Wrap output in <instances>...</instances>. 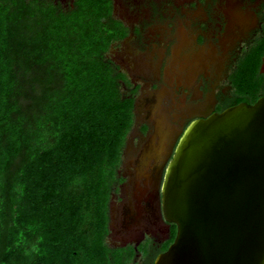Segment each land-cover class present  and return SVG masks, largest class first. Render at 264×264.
<instances>
[{
	"label": "trees",
	"instance_id": "trees-1",
	"mask_svg": "<svg viewBox=\"0 0 264 264\" xmlns=\"http://www.w3.org/2000/svg\"><path fill=\"white\" fill-rule=\"evenodd\" d=\"M125 36L113 0H0V264L134 261L106 242L135 120L107 58Z\"/></svg>",
	"mask_w": 264,
	"mask_h": 264
},
{
	"label": "flooded vegetation",
	"instance_id": "flooded-vegetation-1",
	"mask_svg": "<svg viewBox=\"0 0 264 264\" xmlns=\"http://www.w3.org/2000/svg\"><path fill=\"white\" fill-rule=\"evenodd\" d=\"M113 19L126 32L113 45L126 48L110 60L123 75L135 120L112 193L122 205L117 209L111 196L109 229L121 238L119 248L136 251L135 260L145 244L161 249L176 228L166 235L150 191L141 203L136 199L139 188L152 184L143 178L137 187L135 165L155 133V118L180 130L199 115L264 97V0H113Z\"/></svg>",
	"mask_w": 264,
	"mask_h": 264
},
{
	"label": "water",
	"instance_id": "water-1",
	"mask_svg": "<svg viewBox=\"0 0 264 264\" xmlns=\"http://www.w3.org/2000/svg\"><path fill=\"white\" fill-rule=\"evenodd\" d=\"M198 117L180 130L155 118L135 165L137 187L152 183L137 201L150 191L169 236L176 226L154 264H264V97Z\"/></svg>",
	"mask_w": 264,
	"mask_h": 264
},
{
	"label": "rangeland",
	"instance_id": "rangeland-1",
	"mask_svg": "<svg viewBox=\"0 0 264 264\" xmlns=\"http://www.w3.org/2000/svg\"><path fill=\"white\" fill-rule=\"evenodd\" d=\"M76 0H55V3L56 4H59L61 5V7L64 9V10H69V9H72L73 6H74V3H75ZM126 48L125 45H117V46H114L111 48V51H109V54H107V58L108 60H110L111 58H116V56H120L121 53L124 52V49ZM120 51V52H119ZM120 54V55H119ZM111 61V60H110ZM119 63V62H118ZM123 65V64H122ZM121 91H122V94L123 96H126L127 93L123 87V81H121ZM118 196L117 194L115 195H112V198H113V202L112 204L116 206L117 209H121V205L122 203H120L118 201ZM111 202V201H110ZM122 220H118L117 224L118 223H122L121 222ZM122 225V224H121ZM118 226V225H117ZM120 228V227H119ZM166 235H167V232H166ZM121 238L119 236H116V235H112L111 233L108 235L107 239H106V242L108 243L109 247L110 248H119V247H122L121 245ZM172 243V242H171ZM170 243V244H171ZM169 244V245H170ZM167 244L164 245L163 248L166 247ZM169 247V246H168ZM167 247V249H168ZM166 249V250H167ZM144 255H138V257L132 262V264H142L143 261H144Z\"/></svg>",
	"mask_w": 264,
	"mask_h": 264
}]
</instances>
